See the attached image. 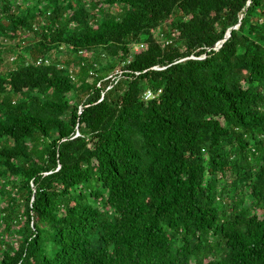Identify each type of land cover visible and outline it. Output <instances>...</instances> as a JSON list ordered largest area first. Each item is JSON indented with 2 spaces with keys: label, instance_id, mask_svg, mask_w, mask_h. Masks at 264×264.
Wrapping results in <instances>:
<instances>
[{
  "label": "trees",
  "instance_id": "trees-1",
  "mask_svg": "<svg viewBox=\"0 0 264 264\" xmlns=\"http://www.w3.org/2000/svg\"><path fill=\"white\" fill-rule=\"evenodd\" d=\"M0 264H264V0H0Z\"/></svg>",
  "mask_w": 264,
  "mask_h": 264
},
{
  "label": "rangeland",
  "instance_id": "rangeland-1",
  "mask_svg": "<svg viewBox=\"0 0 264 264\" xmlns=\"http://www.w3.org/2000/svg\"><path fill=\"white\" fill-rule=\"evenodd\" d=\"M139 48H140V47H135V48H134V52L140 50ZM4 59H5V60H4V63H5L4 65H5L6 67L10 66V65L12 64L13 60H14L12 57H8V56H5Z\"/></svg>",
  "mask_w": 264,
  "mask_h": 264
},
{
  "label": "water",
  "instance_id": "water-1",
  "mask_svg": "<svg viewBox=\"0 0 264 264\" xmlns=\"http://www.w3.org/2000/svg\"><path fill=\"white\" fill-rule=\"evenodd\" d=\"M239 26H240V25H238L237 27H235V28H233V29H237ZM230 36H231V32L229 31V32L226 34L225 39H224L221 43H219V44H217V45L215 46V49H216V50L220 49V48L222 47V44H223L228 38H230Z\"/></svg>",
  "mask_w": 264,
  "mask_h": 264
},
{
  "label": "built area",
  "instance_id": "built-area-1",
  "mask_svg": "<svg viewBox=\"0 0 264 264\" xmlns=\"http://www.w3.org/2000/svg\"><path fill=\"white\" fill-rule=\"evenodd\" d=\"M141 48H142V46H141ZM41 63V61L39 62V64ZM45 63L48 65V61H45ZM154 96H153V94H152V92H148L147 94H146V96H145V99L146 100H149V99H151V98H153Z\"/></svg>",
  "mask_w": 264,
  "mask_h": 264
}]
</instances>
